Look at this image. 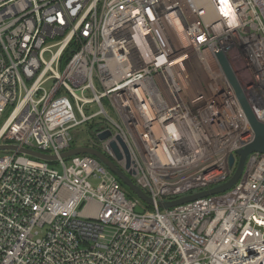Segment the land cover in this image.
Here are the masks:
<instances>
[{
    "label": "built area",
    "instance_id": "2783aa9c",
    "mask_svg": "<svg viewBox=\"0 0 264 264\" xmlns=\"http://www.w3.org/2000/svg\"><path fill=\"white\" fill-rule=\"evenodd\" d=\"M220 52L264 125V0H0V145L58 157L0 152V264H264V154L223 193L156 206L222 186L253 142ZM116 137L153 206L59 158L123 171Z\"/></svg>",
    "mask_w": 264,
    "mask_h": 264
},
{
    "label": "water",
    "instance_id": "95a60500",
    "mask_svg": "<svg viewBox=\"0 0 264 264\" xmlns=\"http://www.w3.org/2000/svg\"><path fill=\"white\" fill-rule=\"evenodd\" d=\"M216 58L220 64V67L228 81V83L233 88L235 95L239 101V104L253 130L254 133V139L253 142L249 145H247L245 148L236 151L235 155L237 156V166L235 168V171L232 175V177L222 186L204 191L195 195H191L185 198H182L180 200L176 201H170V202H158L156 206L158 208H171L178 205H182L191 201H194L198 198L207 197L210 195H216L219 193H223L230 189L239 179L243 166L246 160V157L250 155L251 153H260L264 154V125L260 124L254 117L249 105L247 104L244 95L241 91V88L239 86V83L235 77V74L228 62V59L226 56L220 52L216 55ZM110 136L109 132H104L99 135V140H104ZM117 142L121 146L123 153H124V159H125V166L124 170H120L112 161H110L107 157H105L102 153H100L97 150L91 149V148H75L72 150H69L67 152L62 153L59 158L66 159L69 157H72L74 155L79 154H87L91 155L95 158H97L100 162H102L116 177L117 179L134 195L136 196L141 202L153 206V201L149 199L132 181V178L134 177L135 173L130 168V157L127 152V149L121 139L119 137H116ZM111 148L116 156L117 160H121L123 157L121 153L119 152L117 146L115 143H111ZM0 152H16L22 155H26L31 158L43 160L47 163L56 162L58 160V157L56 156H50L46 154H42L30 149L20 148L15 145H0ZM234 163V158H229V165L232 166ZM137 213H141L142 210L138 207L136 208Z\"/></svg>",
    "mask_w": 264,
    "mask_h": 264
},
{
    "label": "rangeland",
    "instance_id": "374dc122",
    "mask_svg": "<svg viewBox=\"0 0 264 264\" xmlns=\"http://www.w3.org/2000/svg\"><path fill=\"white\" fill-rule=\"evenodd\" d=\"M242 73H243V69L241 67L236 68V74L237 75L241 76ZM72 133H73L76 141L79 142V144H83L84 143L83 141L86 139V132L82 131V128H79L76 132H72ZM1 154L2 153H0V155ZM49 166L51 168H53V167H57L58 165H56V163H51ZM125 192H126L125 194H127V195L129 194L128 195L129 198H133V196L130 195L131 193H129V191H125Z\"/></svg>",
    "mask_w": 264,
    "mask_h": 264
},
{
    "label": "trees",
    "instance_id": "16d2710c",
    "mask_svg": "<svg viewBox=\"0 0 264 264\" xmlns=\"http://www.w3.org/2000/svg\"><path fill=\"white\" fill-rule=\"evenodd\" d=\"M68 53H66L65 55H64V59L65 60H67L68 59V55H67ZM120 183V185L122 186V188L125 190V191H129L121 182H119ZM129 193H131L130 191H129ZM129 195V194H128ZM130 195H132L133 196V194L131 193ZM133 197H135V196H133Z\"/></svg>",
    "mask_w": 264,
    "mask_h": 264
},
{
    "label": "bare ground",
    "instance_id": "6f19581e",
    "mask_svg": "<svg viewBox=\"0 0 264 264\" xmlns=\"http://www.w3.org/2000/svg\"><path fill=\"white\" fill-rule=\"evenodd\" d=\"M262 119H264V118H262ZM179 192H181V193H182V192H184V191H182V190H178V193H179Z\"/></svg>",
    "mask_w": 264,
    "mask_h": 264
}]
</instances>
